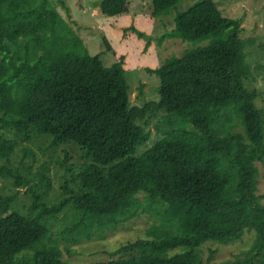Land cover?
Listing matches in <instances>:
<instances>
[{
  "label": "trees",
  "instance_id": "trees-1",
  "mask_svg": "<svg viewBox=\"0 0 264 264\" xmlns=\"http://www.w3.org/2000/svg\"><path fill=\"white\" fill-rule=\"evenodd\" d=\"M184 2L152 0L151 16L166 17ZM129 9L128 0H104L101 12L115 18ZM175 21L160 40L169 35L210 42L148 68L160 78L159 100L137 107L130 103L123 56L105 65L49 0H0V126L28 142L49 135L51 146L74 143L88 161L79 192L66 185V198L52 205L34 192L31 215L14 210L18 192L0 195V264H203L204 242L227 244L247 231L256 232L254 243L231 264H264V196L257 195L264 113L255 104L256 91L246 85L251 66L242 21L224 16L211 0H200ZM160 112L176 120L171 131L135 156L149 141L138 122ZM236 120L248 137L234 131ZM17 146L2 138L0 176L19 188L28 181L2 166ZM141 194L150 206L165 205V214L183 229L164 221L149 237L116 249L114 254L127 257L109 261L73 263L61 258L57 245H45L50 219L67 208L78 214V230L89 221L100 224L97 218L115 222L137 210ZM29 249L32 255L18 259ZM176 249L181 251L172 253Z\"/></svg>",
  "mask_w": 264,
  "mask_h": 264
},
{
  "label": "rangeland",
  "instance_id": "rangeland-1",
  "mask_svg": "<svg viewBox=\"0 0 264 264\" xmlns=\"http://www.w3.org/2000/svg\"><path fill=\"white\" fill-rule=\"evenodd\" d=\"M49 1L61 18L84 39L91 53L101 56L105 65L112 66L123 56L131 106L142 107L148 102L159 100L160 78L157 74L150 73L148 68L156 69L169 57L182 56L185 50L210 42V39L200 42L184 41L169 35L160 40L163 35L176 28L175 18L200 0H185L168 16L160 19L151 16L152 0H128L129 13L115 18L102 14L104 0ZM211 1L217 3L224 16L242 21L241 35L247 61L251 66L246 85L249 90L256 91L255 104L264 113V0ZM61 2L65 6H62ZM173 121L176 122L164 112L151 114L145 121H139L138 124L143 126L149 135V141L138 148L135 156H140L166 136L171 131L170 122ZM235 123L237 126L234 131L248 137L239 121L236 120ZM2 138L18 143L10 161L4 160L2 166L20 173L28 181V185H20L18 188L15 180L0 176L1 196L9 197L19 193L14 210L25 215L33 214L34 192L45 198L49 205L57 204L66 198V185L69 191L79 192V176L88 163L79 145L70 143L51 146L52 139L49 135H34L33 140L28 142L13 129L0 126V143ZM257 168V195L264 196V165L258 162ZM148 204L146 196L141 194L135 197L137 210L117 217L115 222H110V218H97L99 226H88L92 224L89 221L78 229L79 231L75 229L78 214L69 207L56 218L50 219L51 235L46 239L45 245H57L61 258L65 261H109L127 257L126 253H114L128 241L149 237L152 228L160 227L165 222H178L179 229H183L182 222L173 221L171 215L165 214V205ZM261 205H264V201ZM45 224L47 225V222ZM173 228L176 229L177 226L173 225ZM255 236L256 232L247 231L241 240L227 244L214 240L206 241L200 246L201 260L203 264H231L237 259V255L246 256ZM178 251L181 250L176 249L172 253ZM33 252L34 249L25 250L18 255V259H26Z\"/></svg>",
  "mask_w": 264,
  "mask_h": 264
}]
</instances>
